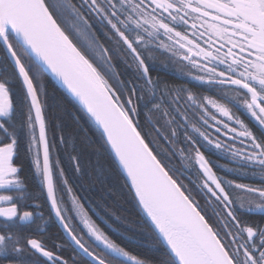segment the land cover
Segmentation results:
<instances>
[{
	"label": "snow or ice",
	"instance_id": "6c2138e0",
	"mask_svg": "<svg viewBox=\"0 0 264 264\" xmlns=\"http://www.w3.org/2000/svg\"><path fill=\"white\" fill-rule=\"evenodd\" d=\"M0 52L12 64L10 72H0V261L264 264V221L243 219L264 214V0H0ZM160 57L165 67L179 65L183 75L213 86L215 95L154 77ZM118 62L131 79L121 78ZM48 73L95 124L97 139L74 116L78 131L66 134L58 123L59 142L50 141ZM14 80L22 85L15 103ZM240 108L252 127L233 110ZM25 133L35 175L55 218L83 253L79 260L62 255L63 243L45 240L51 216L28 210L26 202L36 197L15 162ZM59 145L73 149L76 174H84L88 161L95 183L103 185L112 167L123 170L151 222L159 257L134 255L89 216L59 158L53 159ZM208 146L234 162L220 167L259 175L262 183L217 175L201 150ZM187 169H195L196 179L188 177L195 193L180 179ZM77 218L86 233L78 234Z\"/></svg>",
	"mask_w": 264,
	"mask_h": 264
},
{
	"label": "trees",
	"instance_id": "16d2710c",
	"mask_svg": "<svg viewBox=\"0 0 264 264\" xmlns=\"http://www.w3.org/2000/svg\"><path fill=\"white\" fill-rule=\"evenodd\" d=\"M94 27L97 36L104 42V37L99 25H94ZM163 59V57H160L153 63L152 75L154 77L158 76L162 80L172 84H185L194 91L207 95V92L198 84L188 82L189 77L182 74L181 66L169 63L168 66L165 67L160 62ZM11 68L12 64L10 60H6L3 52H0V72H4L5 70L10 72ZM117 71L122 73V79L128 80L132 78L133 74L131 70L126 69L122 63H117ZM184 71H187V69H184ZM43 82L47 93L45 116L46 122L48 123V136L50 141L55 140L57 144L59 142V132L55 128V125L58 123L63 122L66 134L76 133L78 131V125L74 122V116H79V125L83 126L85 129H91L89 135H92L93 139H97V136L93 135L98 132L95 124L82 112L77 103L48 75L43 77ZM11 86L15 103L19 100L22 85L19 80H14ZM57 105H59V107H57ZM239 116L244 119V115L239 114ZM138 118L142 124L145 122V117L143 115ZM246 123H248L250 127L254 124L248 121ZM77 147L79 148V143H77ZM201 150L204 151L206 157L213 163V170L217 175L224 176L230 180L235 179L237 182L241 183L254 185L262 183L259 175H241L229 171L226 167H220L221 165H228L229 167L234 165V162L227 154L221 153L211 146L202 148ZM70 154H74L71 147L59 145L57 149L53 150V159L59 158L60 166L65 169V174L69 177V183L73 186L76 194L81 197L85 210L88 212L89 216L100 225L110 238L120 243L121 246L131 251L134 255L148 259L159 257L161 252L157 250L158 246L155 244L152 235L153 228L142 213L138 203L133 199L134 194L130 191L129 186H127L126 178L121 169L118 170L112 167L107 175L105 183L101 185L94 182V177L91 176L92 169L88 166L87 160H85L82 165L84 167V174H76L74 172V163L70 159ZM109 156H111L110 153ZM90 159L94 160L95 157H91ZM174 162L178 167L181 166L178 160ZM16 164L21 167L20 175L25 182L27 192L36 197L35 201L28 200L26 202L29 206L28 210L43 212L45 218L51 216L49 222L44 226L46 231L45 240L49 245H51L52 239H55L59 243H63L64 251L62 255L66 259H70L74 256L78 260L81 259L83 255L70 243L53 217L46 197L45 188L40 184L39 177L35 175L31 155L27 153L26 133L21 137L20 150L16 157ZM188 177H191L193 180L196 179L195 169L185 170V175L180 177L185 184H189V187L194 189V185L189 182ZM11 194H15V191ZM65 199H67L66 196ZM197 199L201 201V204L204 203L202 197L199 195H197ZM34 203L40 205L39 209L34 207ZM116 217H120V219L117 220ZM243 219L248 221H264V214L258 212L245 213ZM37 223H40V221H37ZM73 223L77 226L78 234L86 233L87 230L80 224L79 218L74 220ZM32 227L34 228L35 225H32ZM85 240L92 243V240L87 235H85ZM93 246L95 247V245ZM96 250L100 251L99 248ZM78 253L79 255H77ZM0 264H6V262L0 261Z\"/></svg>",
	"mask_w": 264,
	"mask_h": 264
},
{
	"label": "flooded vegetation",
	"instance_id": "af4514ba",
	"mask_svg": "<svg viewBox=\"0 0 264 264\" xmlns=\"http://www.w3.org/2000/svg\"><path fill=\"white\" fill-rule=\"evenodd\" d=\"M188 82L198 84L200 87H202V89H204L207 92V95H215V93L212 91L213 86H210V85H207V84H201L199 81L191 79V77H189ZM217 98H219V97H217ZM233 110L236 111V114L238 116H239V114L244 115V119L243 120L245 121V123L247 121L254 123V121L251 120V117L246 113V111L243 108H240L238 111L236 109H233ZM15 162H16V158H15ZM13 192H14V190H6L5 194H11Z\"/></svg>",
	"mask_w": 264,
	"mask_h": 264
},
{
	"label": "water",
	"instance_id": "95a60500",
	"mask_svg": "<svg viewBox=\"0 0 264 264\" xmlns=\"http://www.w3.org/2000/svg\"><path fill=\"white\" fill-rule=\"evenodd\" d=\"M68 96H70L76 103L77 105L80 107L79 103L67 92V90L64 88V86L58 81L56 80L55 77H53L50 73L47 74ZM122 173H123V170L121 169ZM123 175L125 176L126 178V174L123 173ZM45 192H46V189H45ZM46 197H47V193H46ZM49 203V206H50V202L48 201ZM50 209H51V206H50ZM52 211V210H51ZM53 214V217L57 223V225L59 226V228L62 230V232L64 233V235L67 237V239L70 241V243L79 251V253H81L83 255V253L80 251V249L75 245L74 242L71 241V238L67 235V233L63 230L62 226L60 225L59 221L55 218V214L54 212H52ZM146 217V216H145ZM147 218V217H146ZM148 220V218H147ZM149 221V220H148ZM149 223L151 224V222L149 221Z\"/></svg>",
	"mask_w": 264,
	"mask_h": 264
},
{
	"label": "rangeland",
	"instance_id": "374dc122",
	"mask_svg": "<svg viewBox=\"0 0 264 264\" xmlns=\"http://www.w3.org/2000/svg\"><path fill=\"white\" fill-rule=\"evenodd\" d=\"M222 139H223V137H222ZM240 145L237 143V147H239Z\"/></svg>",
	"mask_w": 264,
	"mask_h": 264
}]
</instances>
